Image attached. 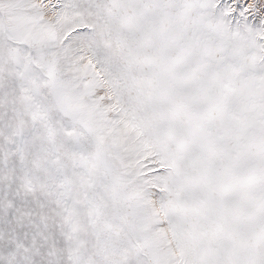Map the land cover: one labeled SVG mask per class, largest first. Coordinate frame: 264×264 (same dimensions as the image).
<instances>
[{
    "label": "snow or ice",
    "instance_id": "snow-or-ice-1",
    "mask_svg": "<svg viewBox=\"0 0 264 264\" xmlns=\"http://www.w3.org/2000/svg\"><path fill=\"white\" fill-rule=\"evenodd\" d=\"M0 264H264V0H0Z\"/></svg>",
    "mask_w": 264,
    "mask_h": 264
}]
</instances>
